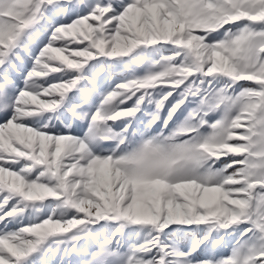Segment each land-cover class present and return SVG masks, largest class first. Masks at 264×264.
Returning <instances> with one entry per match:
<instances>
[{
  "label": "snow or ice",
  "instance_id": "1",
  "mask_svg": "<svg viewBox=\"0 0 264 264\" xmlns=\"http://www.w3.org/2000/svg\"><path fill=\"white\" fill-rule=\"evenodd\" d=\"M0 264H264V0H0Z\"/></svg>",
  "mask_w": 264,
  "mask_h": 264
}]
</instances>
